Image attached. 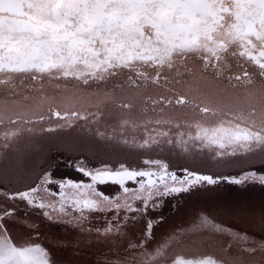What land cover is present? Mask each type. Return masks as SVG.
I'll return each instance as SVG.
<instances>
[{
  "label": "snow or ice",
  "instance_id": "6c2138e0",
  "mask_svg": "<svg viewBox=\"0 0 264 264\" xmlns=\"http://www.w3.org/2000/svg\"><path fill=\"white\" fill-rule=\"evenodd\" d=\"M229 56L243 59L244 63L237 65L242 72L229 75L227 88H221L214 80ZM190 58L202 63L201 74L192 72L190 79L174 81L169 86V78L159 70L172 68L175 60ZM246 64L257 69L258 79ZM139 65L157 69L151 83L163 88L159 95L150 97L153 119H147L142 110L144 101L139 90L144 87L141 81H148L149 77L139 70ZM209 69L213 79L206 76ZM121 70L134 74L128 76L129 89L122 95L62 92L55 98L33 97L8 87L16 78H30L42 86L44 77L49 82L76 80L87 86L91 82H103L105 74L115 76ZM0 77H3L0 85L5 87L0 97V126L17 129L6 131L5 139L15 138L22 125L52 123V117L56 118L55 127L45 128L41 124V130L55 133L77 125L81 119L87 121L91 107L96 108L93 118L102 108L110 107L112 114L123 121L125 130H140L138 122L144 121L140 149H151L160 143V137L165 142H174L169 139L170 131L162 129L179 131L194 125L197 131L190 136L191 140L214 146L219 156L243 154L245 161H252L243 175L225 176L223 181L264 186V171H261L264 170V0H0ZM89 99L93 101L91 105ZM95 135L105 145L112 143L113 138L105 131L97 129ZM179 135L184 143V133ZM128 144L123 139V145ZM103 163L104 167L97 169H89L82 162L75 164L76 171L89 178L87 183L56 180L53 173L45 170L39 184L29 190L0 187V264H65L45 247L31 242L32 233L28 230L36 226L18 217L17 201L41 210L40 214L48 221L70 215L67 209L71 208L79 217L65 222L77 225L87 220L85 210L113 211L102 231L94 229L97 238L124 235L123 229L130 222H142L143 239L149 240L154 235L156 219L148 213L160 200L221 183L213 176L191 170L179 176L160 159H143V168H134L123 160L117 161L118 167L109 166L107 161ZM129 182L138 188L126 186ZM109 183L125 194L131 193L130 199L125 196L121 202L120 195L114 194L112 198L97 189V185ZM49 185H55L56 190ZM66 189L73 190L72 194L68 195ZM41 192L59 197V214L53 215L57 213L56 202L46 201L38 195ZM122 209L135 215L121 216ZM219 214L252 223L264 233V204L259 210L250 206L212 209L190 231L206 226L211 232L248 246L233 254L234 245L226 240L222 246L227 253L224 259H177L175 264H264V241L248 243L247 235L209 219ZM18 225L28 234L27 239L19 242L12 235ZM86 231L91 238L93 229ZM170 239L175 241L179 235ZM53 243L64 246L60 241ZM129 247L135 255L130 254L126 259L117 253L115 260L104 264H161L169 241L154 250L147 244L132 241Z\"/></svg>",
  "mask_w": 264,
  "mask_h": 264
},
{
  "label": "rangeland",
  "instance_id": "374dc122",
  "mask_svg": "<svg viewBox=\"0 0 264 264\" xmlns=\"http://www.w3.org/2000/svg\"><path fill=\"white\" fill-rule=\"evenodd\" d=\"M84 129L85 127L81 131ZM46 133L47 137L39 141L31 140L18 146L0 147L2 150L0 152V187L9 189L8 187L11 186L12 190L25 189L36 183L41 170L44 169H50L55 176L76 177L72 174V160L69 158L70 161H56L57 156L64 154L66 157L72 155L75 158H95L96 160L99 155L105 154L108 150H114L115 153L118 152L117 155L119 154L112 156V160L109 158L110 161L106 160L109 166H118L117 161L120 160L133 165L134 162L128 160L137 158L141 161L139 158H161L162 156L165 161H169L170 167L174 166L180 169L178 172L182 175L186 170H191L201 175H213L214 178L221 180L218 186L205 185L188 194L165 197L160 200L158 206L148 213L150 217L156 219L154 235L149 240L143 239L142 222L136 224L130 222L128 227L123 229L124 235L109 234L107 239L97 238L94 229L100 228L102 231L108 218L113 215V211L105 213L86 212L87 220L77 225L65 222L73 219L72 216L48 221L40 214L41 210L27 207L23 202L17 201L18 217L25 222L31 221L36 226L28 230L32 233L31 242L45 247L46 250L50 251V255H55L57 260L65 262V264H104L107 260H115L117 253L128 259L130 254L135 255L129 247V241L147 244L151 250L165 241H169V247L161 264H175L177 259L185 261L208 258L224 259L227 257V253L222 250V246L226 240L234 245L233 254L248 246L245 242L231 241L223 234L211 232L206 226L198 231H190V229L195 224L200 223L201 217L209 215V211L218 207L250 206L259 210L260 206L264 204V186L252 182L244 185H233L223 181L225 176L239 177L243 175L244 170L249 168L252 161H245L241 158L239 161L237 159L236 162H232L229 157L221 158L209 156V154L198 156L191 152L193 146H186L185 143L175 147L164 146L151 150L139 148L136 150V154H133L108 145L99 147L90 144L95 138L90 133L80 132L77 137L58 131ZM255 163L257 166L259 165V161ZM251 170L256 171L257 168ZM127 186L134 187L131 183ZM100 190L112 198H115V195H120L122 197L121 202H123V197L128 196L130 199L131 196V193H123L116 185H105L100 187ZM49 199L53 201L55 197L49 196ZM55 201L57 213H53V215L59 214V202L58 200ZM139 203V201L136 202L137 205ZM125 214L128 213L122 209L120 215ZM74 215L79 217L78 212H74ZM209 219H213L214 223H220L240 235H247L250 238L248 243L252 240L264 241V233L252 223L236 220L222 214L215 217L209 216ZM120 223L123 224V221ZM89 228L93 229L91 238H88L86 231ZM12 235L17 242L28 238L27 231H23L19 225L12 230ZM177 235H179V239L175 241L170 239ZM54 241H60L64 246L57 247L53 243Z\"/></svg>",
  "mask_w": 264,
  "mask_h": 264
},
{
  "label": "flooded vegetation",
  "instance_id": "af4514ba",
  "mask_svg": "<svg viewBox=\"0 0 264 264\" xmlns=\"http://www.w3.org/2000/svg\"><path fill=\"white\" fill-rule=\"evenodd\" d=\"M239 63H244L242 58L229 56L227 58V60L225 61L226 66L222 67L221 71L218 73V75H216L214 83L218 84L221 88H227L226 78L229 75L241 74V72H242L241 68L237 67V65ZM245 66L252 73L253 77L258 79V77L256 76L257 69H255V67L252 65L246 64ZM138 68L140 71L146 72L148 74V77H149L148 81H141V83L144 84V87L141 88L139 91H140V95L142 96L143 101H144V104L142 105V110H143L145 116L147 117V119H153L154 115H153L152 110H151L150 97H154V96L159 95L160 92L163 91V88L160 85H154L151 83V78L156 75L157 69H155L151 66H145V65H139ZM159 71L161 72L162 76L166 75L169 78L167 83L170 86L174 81L183 82L187 79H190L192 72H195L196 75L199 76L201 74V72L203 71V65L198 59H194V58H190L187 61L175 60L172 68L165 67L164 69H160ZM129 75H134V74L129 73L127 70H121L115 76H109V75L105 74V79L103 82H91L90 85H87V86L83 85L82 82L76 81V80H59V81L52 80L51 82H49L48 77H44L43 82H42V86H41L40 82L32 81L30 78H24V79L16 78V79H13L10 81L8 87L16 88L18 94L23 93L25 95H31L33 97L55 98L59 94H61L62 92L70 93V94H81V93H89V94L100 93V94H103V93H108L109 95H111L112 93H116L117 95H122V94H127V92H128L129 85H130V82L128 80ZM206 76L208 79H213V72L211 69L208 70V72L206 73ZM0 79H3V77H0ZM161 83L163 84L164 81H162ZM58 84L60 85L59 87H57ZM237 87H243V86L237 85ZM4 93H5V87H4V85H0V97H2L4 95ZM96 102H98V101H96ZM92 103H93V101L91 99H89V104L91 105ZM157 109H158V106H157ZM95 113H96V108L91 107L90 112H89V119L87 121L81 119V120L77 121V125H74L73 127L65 128L62 130H58V132H61L62 134H66V135H73L75 137H77L78 133H80V132L90 133L95 138L93 139V142L91 140H89L90 142H92V143H90V142L89 143L93 144L95 146L102 147V146H106V145L104 144L103 141H99V138L95 135L97 129H100L102 131H105L109 135L110 138H113L112 143L108 144V146L116 148V149L119 148V149H121V151L123 150L124 152H127V153L136 154V150L139 149L138 144L140 143V136L143 132L142 126H143L144 121L140 120L138 122L141 125L140 130H135V129H131V128L125 130L122 127L123 121L118 120L112 114L110 107L109 108H102L101 112L99 114L95 115V118H93V114H95ZM156 114L158 115V111ZM35 119L36 118L33 117L34 121H35ZM55 120H56V118L52 117V123H48L47 121H41L39 123H36L35 126H33V124L22 125L20 130H19L18 135L15 138L9 136L7 139L4 138V133L6 131H16L17 129L9 128L6 126H0V147L1 146L2 147L18 146V145H21L23 143H26L27 141H31V140L39 141V140L45 139L47 137V133H46L47 131L41 130V124H45V128L47 126L55 127ZM212 126H215V125L213 124ZM84 127H85V129L83 131H81V129ZM28 129H32V130L29 131ZM162 130H169L170 131L169 139L174 141V142H165V138L160 137V138H158L160 140V143L153 146L151 149L162 148L164 146H168V147L178 146L179 144H182L181 143V137H180L179 133H184L183 140H184L185 145L191 146V147L193 146L191 152L194 154H197L198 156L209 154V156H215V157H221V158L229 157V158H231L232 162H236L237 159L239 161L241 158H243V154H238L237 156H231V155L219 156L216 154L217 150L215 149L214 146L209 147L206 145H202L199 141L191 140L190 136L194 135L195 132L197 131V129L195 128L194 125L192 127H182L179 129V131H177L175 128L162 129ZM123 139H127L129 141L128 146L123 145ZM133 140H135V144L133 143ZM151 149H147V150H151ZM1 151L2 150H0V152ZM115 152L116 151H114V150H108L105 154L99 155L98 156L99 158L96 160H95V158H93V159H90V158L83 159L80 157L75 158V156H72V155H70L69 157L68 156L66 157V155L61 154V155L57 156V158L55 160L56 161H59V160L70 161V160H72V162H73L72 174L75 175L76 177H70V176L59 177V176H55V175H54V177L56 180L71 179L73 181H78L81 183L90 182L88 177H85L81 173L76 171L75 164L82 162L89 169L103 168L104 167L103 162L106 160L110 161L112 156L117 155L118 152L117 153H115ZM233 157H235L234 159H236V160L232 159ZM69 158H70V160H69ZM121 158H117V159H121ZM139 159H141V161L137 160V158L132 159V160H128V161L134 162L133 165L131 164L134 168L135 167L143 168L144 165L142 164V160L148 159V157L139 158ZM151 159H160L163 162L169 164V167L171 165L169 163V161L168 160L165 161L162 156H161V158L160 157H152ZM79 160H82V161H79ZM135 163H137V164H135ZM116 167H118V166H116ZM240 167H242V166H240ZM178 170L180 171V169H178L174 166L170 167V171L177 173V175H179V176H183L181 173L178 172ZM184 170H186V169H184ZM47 171H50V169ZM44 172H45V169L41 170L40 176L37 179L36 183L32 184L31 186L39 184L40 180L42 179V173H44ZM50 172L52 173L53 171H50ZM204 172H206V171H204ZM129 183H131V182H129ZM105 185L107 186V185H113V184L109 183V184H104V185H97V189L99 191H101L100 187L105 186ZM0 186H1V184H0ZM31 186H29L25 189H21V190H29V188ZM48 187L52 188L53 190H56L55 185H49ZM134 187L138 188V185H135ZM8 188H9L8 190H12L11 186ZM72 192H73V190L66 189V193L68 195H71ZM38 195L44 197V199L46 201L50 200L47 193L41 192ZM55 200L59 201V197L58 196L55 197ZM55 200H53V202H56ZM70 210H71V214L68 216H65V217L70 218V216H72V217L76 216V215H74V211L72 209H69V208L67 209V211L69 213H70ZM86 212H89V211L85 210V213ZM91 212H97V211H91Z\"/></svg>",
  "mask_w": 264,
  "mask_h": 264
}]
</instances>
